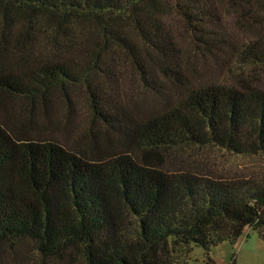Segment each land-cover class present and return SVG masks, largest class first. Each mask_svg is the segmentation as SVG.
Listing matches in <instances>:
<instances>
[{
  "label": "trees",
  "instance_id": "obj_1",
  "mask_svg": "<svg viewBox=\"0 0 264 264\" xmlns=\"http://www.w3.org/2000/svg\"><path fill=\"white\" fill-rule=\"evenodd\" d=\"M170 1L207 43L208 0ZM0 7L6 27L11 18L33 26L41 14L55 39L87 31L137 57L120 24L126 14L156 54L169 59L173 49L157 15L162 0H0ZM239 56L246 65H264V34L246 42ZM135 59L144 80L154 83L159 75ZM161 71L174 70L164 63ZM89 77L70 59L20 69L0 64V90L17 96L87 83L94 115L145 150L198 144L264 153V88L194 86L169 109L136 121ZM246 226L264 238V180L169 172L129 150L90 157L55 139L19 138L0 122V242L31 239L40 260L30 264H181L193 244L210 250L236 241Z\"/></svg>",
  "mask_w": 264,
  "mask_h": 264
},
{
  "label": "rangeland",
  "instance_id": "obj_2",
  "mask_svg": "<svg viewBox=\"0 0 264 264\" xmlns=\"http://www.w3.org/2000/svg\"><path fill=\"white\" fill-rule=\"evenodd\" d=\"M162 5L157 15L173 42L169 59L156 54L143 41L126 14L120 24L132 40L137 57L118 41L87 31L73 29L72 37L55 39V32L46 26L41 14L35 15L39 22H33V26L10 17V26L6 27V11L0 7V64L20 69L42 59L75 61L87 70L89 80L105 97L136 121L169 109L194 86L221 83L242 89L264 88V65H246L239 56L246 42L264 34V0H208L212 10H208L210 15L205 17L203 27L207 43L199 39L172 1L162 0ZM6 29L10 34L3 35ZM135 58L144 62L155 77L159 75L155 84L144 80ZM164 63L170 65L173 74L161 75ZM0 122L19 138L55 139L90 157L129 150L138 159L169 172L190 170L217 177L264 180L261 151L237 153L198 144L150 151L128 142L94 115L88 85L83 82L36 97L0 90ZM181 259V264H264V238L258 229L246 226L236 241L224 240L210 250L193 244ZM32 260L39 263L40 255L31 239L0 242V264H30Z\"/></svg>",
  "mask_w": 264,
  "mask_h": 264
}]
</instances>
